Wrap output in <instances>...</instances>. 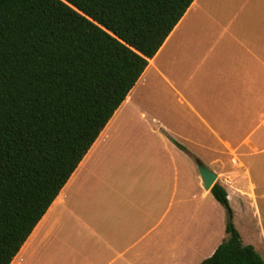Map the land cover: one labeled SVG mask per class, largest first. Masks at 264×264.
Masks as SVG:
<instances>
[{
	"label": "trees",
	"instance_id": "obj_1",
	"mask_svg": "<svg viewBox=\"0 0 264 264\" xmlns=\"http://www.w3.org/2000/svg\"><path fill=\"white\" fill-rule=\"evenodd\" d=\"M195 0H0V264H11ZM201 264H264L234 223Z\"/></svg>",
	"mask_w": 264,
	"mask_h": 264
},
{
	"label": "crops",
	"instance_id": "obj_2",
	"mask_svg": "<svg viewBox=\"0 0 264 264\" xmlns=\"http://www.w3.org/2000/svg\"><path fill=\"white\" fill-rule=\"evenodd\" d=\"M198 72L208 82L217 81V86L210 89L212 100L208 107L203 108V113L191 107L200 126L188 128L191 136L185 139L193 142L199 152L184 151L173 143L183 133H189L181 127L176 116L177 108L162 102V136L158 135L162 139V154L168 150L186 152L196 164L201 161L218 175L216 183L224 186L228 198L231 194L239 206L244 208V204L253 200L257 202L250 180L244 189L229 173L228 157L238 161L236 149L227 153L216 146L227 145L230 148L225 134L230 133L232 119L237 118L238 125L245 123L247 109L253 106L248 104V100L256 98L257 94L262 100L264 95V0H195L149 61L126 100L11 264H54L58 261L61 264H201L215 253L219 246L213 245L211 226L203 230L183 229V210L195 215L196 221V215L202 211L203 222L211 223L212 219L205 215L202 207L177 209L164 228L160 229L161 221L155 223L158 216H162V183L122 184L130 190L139 188V185L151 189L156 196L148 193L147 198L133 196L132 192L127 197L90 198L88 203L95 209L90 212L93 218L87 216L89 221L85 215L75 212L78 198H66L69 190L76 192L77 186L81 190L84 185L92 183L93 170L83 175L102 163L105 160L103 153L108 154L116 140L122 138V135H116L120 131L113 132V128L123 125L129 117L118 118V115L137 112L141 118H147V111L141 103L134 102V96L146 98L161 92L160 82L163 81L166 84L162 85V94L168 88L176 96L178 104H185L182 89L191 87ZM232 72L237 76L234 87L230 79L234 75ZM166 119L175 126L174 136ZM193 130L197 132L192 133ZM103 146L104 151L99 156ZM202 158L211 159L204 161ZM243 169L249 176L248 169L244 166ZM199 178L202 186L201 175ZM202 188L205 196L212 194ZM192 201V198L183 197L178 203L185 205ZM137 209L140 212H136ZM144 209L148 211L144 212ZM85 230L98 241L93 252H84L80 257L88 243ZM154 231H157L154 239L149 238Z\"/></svg>",
	"mask_w": 264,
	"mask_h": 264
},
{
	"label": "rangeland",
	"instance_id": "obj_3",
	"mask_svg": "<svg viewBox=\"0 0 264 264\" xmlns=\"http://www.w3.org/2000/svg\"><path fill=\"white\" fill-rule=\"evenodd\" d=\"M232 74L234 75L230 77L231 86L234 87V78L237 80V76L236 72H232ZM194 78L190 88L182 89L181 96L186 100L185 104H178L176 96L168 88L162 94V85L166 84L163 81L160 82L161 92H155L146 98L134 96V102L141 103L147 111V118H141L137 112L126 115L122 112L118 115V118L129 117L126 122H123V125L119 124L113 128V132L120 131L116 135H122V138L116 140L108 154L103 153L104 146L100 149L99 156L103 153L105 160L96 168L88 169L83 175L84 177L90 170H93L92 183L84 185L81 190L77 186L76 192L69 190L66 194V198L70 197L72 200L78 198V204L74 206L75 212L85 215V219L88 220L87 216L93 218L90 212L95 209V206L88 203L90 198L127 197L130 196V192L133 196L147 198L149 194L156 196L151 189L139 185V188L130 190L122 184L128 182L162 183V216H158L155 220V223L161 221L160 229L164 228L177 209L197 206L202 207L205 210V215L210 216L211 223L203 222L201 211L199 215H196L197 221H199L196 226L195 215L183 210V229L203 230L211 226L215 247L228 239L226 233L228 214L225 207L212 194L204 195L203 186L200 184L199 168L195 161L187 156L186 152L184 153L186 149L191 152H199V148L193 142H188L185 139L187 136H191L188 128L200 126L191 107H195L203 113V108L208 107L212 100L210 89L217 86L216 79L213 82H208L201 72H198ZM162 102L168 107L177 108L176 116L180 120L181 127L184 132L188 131L189 133H183L182 137L179 136L180 138H176V141L173 140L176 146L184 150L183 152L168 150L162 154V139L158 136H162ZM248 104L253 106L247 109L248 116L245 123L238 125L237 118L232 119L230 133L225 134V138L230 141V148L227 145L215 146L227 153L236 149L238 161L228 157V166L231 171L229 173L242 188H247L249 180L254 186L257 202L253 200L244 204V208H242L231 194L229 200L234 210V223L240 231L245 245H254L264 258L262 251L264 249V95L260 100L257 94L256 98L248 100ZM163 106L165 107V105ZM163 117L169 118L164 115ZM166 120L173 131L171 135H173L175 126L170 119ZM196 132V130L192 131V133ZM202 159L208 161L207 159L211 158ZM240 163L243 165L241 166ZM243 166L248 169L249 176L243 172ZM183 197L192 198L193 201L181 205L178 201ZM145 211L148 210L144 209ZM136 212H140V210L137 209ZM165 213L166 217H164ZM156 233L157 231L152 232L149 238L154 239ZM85 234L88 236V243L80 257L84 255V252H93L97 246L98 239L87 230H85ZM72 240L73 238L70 239V243ZM54 264L61 263L58 261Z\"/></svg>",
	"mask_w": 264,
	"mask_h": 264
},
{
	"label": "water",
	"instance_id": "obj_4",
	"mask_svg": "<svg viewBox=\"0 0 264 264\" xmlns=\"http://www.w3.org/2000/svg\"><path fill=\"white\" fill-rule=\"evenodd\" d=\"M199 172L202 178V186L206 191H211L215 185L218 175L211 171L203 162L197 161Z\"/></svg>",
	"mask_w": 264,
	"mask_h": 264
}]
</instances>
